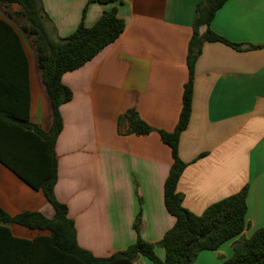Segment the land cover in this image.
<instances>
[{
	"label": "crops",
	"instance_id": "1",
	"mask_svg": "<svg viewBox=\"0 0 264 264\" xmlns=\"http://www.w3.org/2000/svg\"><path fill=\"white\" fill-rule=\"evenodd\" d=\"M200 1L40 0L53 36L69 35L80 21L91 26L112 7L124 21L112 43L61 78L72 97L60 106L63 127L55 142L54 193L67 205L78 244L95 256L125 249L137 233L155 244L160 258L164 256L158 242L174 223L163 202L170 148L156 130L119 134L116 122L120 114L134 109L151 127L174 129ZM0 19L18 35L26 58L24 63L19 52H10L8 45L14 41L0 24V106L17 118L26 114L30 123L47 131L51 104L35 49L1 6ZM209 27L242 49L220 41L201 45L193 70L190 118L178 144L179 157L187 165L176 188L183 194V206L200 214L247 184V225L242 235L249 237L264 226V0H226ZM10 124L17 120L12 118ZM0 207L11 215L24 210L49 218L54 214L41 190L1 162ZM49 234L0 221V264H46L43 246L37 259L30 260L21 254L24 245L18 239ZM237 238L216 250L200 251L193 264H221L232 254ZM133 264L152 262L139 255Z\"/></svg>",
	"mask_w": 264,
	"mask_h": 264
},
{
	"label": "trees",
	"instance_id": "2",
	"mask_svg": "<svg viewBox=\"0 0 264 264\" xmlns=\"http://www.w3.org/2000/svg\"><path fill=\"white\" fill-rule=\"evenodd\" d=\"M225 1L202 0L196 5L186 55L188 78L183 86L182 106L174 129H155L142 120L134 109H128L117 118L119 134H147L156 130L162 142L170 148L172 163L163 184V202L167 212L174 217V223L158 242L164 249V256L160 258L155 252V244L143 239L139 233L135 242L125 249L105 257L95 256L78 244L74 221L68 216L67 205L59 201L54 193L57 181L55 142L63 127L60 106L72 97L71 89L61 80L62 75L82 66L112 43L124 29L123 19L112 7L104 10L91 26L80 21L69 35L53 36L47 27V15L40 0H0L5 14L19 25L35 49L41 80L51 104V124L47 131L30 123L26 114L17 118L13 112L0 106V162L30 187L41 190L54 209L53 216L49 218L39 211L29 210L11 215L0 207L1 222H13L50 232L32 240L18 239L24 245L22 255L35 260L36 254L43 251V246L45 258L42 259L46 264H133L139 255L149 259L152 264H193L200 251L216 250L225 241L238 236L232 245V254L221 264H264V226L255 229L249 237L242 235L247 225V184L237 192L211 203L200 214L183 206V194L176 188L187 165L179 157L178 144L190 118L193 70L201 45L204 41H220L242 49L241 44L227 40L209 27L215 12ZM0 24L11 33L14 41L10 42L8 49L11 53L19 52L25 63L18 35L2 19ZM202 26H205L204 31L200 30ZM12 118L17 120V124H10ZM25 133L29 135L28 138L24 136ZM138 222L139 217L136 228Z\"/></svg>",
	"mask_w": 264,
	"mask_h": 264
}]
</instances>
